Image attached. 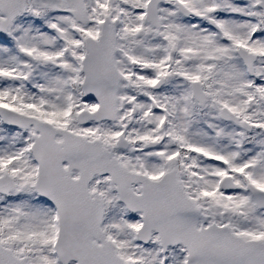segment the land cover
Returning a JSON list of instances; mask_svg holds the SVG:
<instances>
[{
  "label": "snow or ice",
  "instance_id": "6c2138e0",
  "mask_svg": "<svg viewBox=\"0 0 264 264\" xmlns=\"http://www.w3.org/2000/svg\"><path fill=\"white\" fill-rule=\"evenodd\" d=\"M0 264H264V0H0Z\"/></svg>",
  "mask_w": 264,
  "mask_h": 264
}]
</instances>
